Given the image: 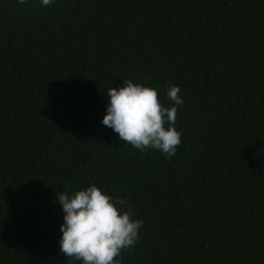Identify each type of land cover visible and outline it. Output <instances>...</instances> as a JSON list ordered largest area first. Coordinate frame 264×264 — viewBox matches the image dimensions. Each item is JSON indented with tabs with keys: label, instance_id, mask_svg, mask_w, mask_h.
Masks as SVG:
<instances>
[{
	"label": "trees",
	"instance_id": "16d2710c",
	"mask_svg": "<svg viewBox=\"0 0 264 264\" xmlns=\"http://www.w3.org/2000/svg\"><path fill=\"white\" fill-rule=\"evenodd\" d=\"M125 80L179 86L175 155L101 124ZM89 184L143 220L121 264H264V0H0V264H80L55 192Z\"/></svg>",
	"mask_w": 264,
	"mask_h": 264
},
{
	"label": "clouds",
	"instance_id": "9594fccd",
	"mask_svg": "<svg viewBox=\"0 0 264 264\" xmlns=\"http://www.w3.org/2000/svg\"><path fill=\"white\" fill-rule=\"evenodd\" d=\"M38 2L47 8L55 0ZM17 3L26 5L31 0ZM180 91L179 86L167 85L172 104L165 107L158 101L156 89L125 80L119 88L108 89L101 124L118 134L120 142L140 152L157 150L171 157L181 144V133L174 127L178 108L184 104ZM55 199L63 213L59 253L68 259L80 264H121V252L139 240L143 220L133 219L126 200L109 195L95 184L55 192Z\"/></svg>",
	"mask_w": 264,
	"mask_h": 264
}]
</instances>
